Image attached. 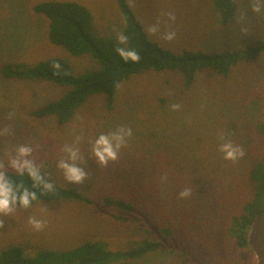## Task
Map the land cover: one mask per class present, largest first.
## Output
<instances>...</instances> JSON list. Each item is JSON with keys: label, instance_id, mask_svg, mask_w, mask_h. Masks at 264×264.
Instances as JSON below:
<instances>
[{"label": "rangeland", "instance_id": "obj_1", "mask_svg": "<svg viewBox=\"0 0 264 264\" xmlns=\"http://www.w3.org/2000/svg\"><path fill=\"white\" fill-rule=\"evenodd\" d=\"M40 1L0 0V131L10 128V134L0 135V161L7 165L9 153L29 145L30 158L53 181L96 201L106 195L122 198L135 205V212L123 221L113 217L117 209L100 214L75 200L38 202L0 217V249L20 245L36 253L43 247L101 240L120 252L149 239L162 241L166 249L113 264H255L252 249L239 247L228 228L242 212L243 200L251 197V163L264 154V135L257 130L264 123V52L240 61L227 77L199 72L189 88L179 71H142L120 85L112 111L105 109L102 95H94L61 126L55 117L38 118L32 111L61 96L64 87L5 78L1 72L7 62L31 64L52 56L66 58L75 72L97 67L89 55L73 56L49 41L48 19L33 11ZM72 1L91 10L100 33H121L124 18L116 0ZM252 2L238 0L237 15L225 26L213 0H132L130 7L145 31L161 20L156 35L146 33L164 48L218 52L264 39V13L253 12ZM166 12H173L175 21L162 15ZM169 31L176 33L175 39H162ZM173 104L179 110H172ZM120 126L133 134L119 158L101 168L91 155V143ZM77 136L76 146L87 162L77 166L90 173L81 185L67 181L57 167L66 155L64 145L75 144ZM226 141L240 145L244 157L225 160L219 149ZM185 188L191 195L181 198ZM30 216L46 222L43 230L33 229Z\"/></svg>", "mask_w": 264, "mask_h": 264}, {"label": "trees", "instance_id": "obj_2", "mask_svg": "<svg viewBox=\"0 0 264 264\" xmlns=\"http://www.w3.org/2000/svg\"><path fill=\"white\" fill-rule=\"evenodd\" d=\"M124 18L121 33L128 36L127 47L136 50L139 62H125L116 52L117 34L100 33L94 22L91 10L84 4L72 0H44L33 5V11L48 19V39L51 43L64 48L73 56L89 55L97 67L75 72L70 62L61 56H52L35 63H4L1 72L5 78L24 80H44L64 87L65 92L41 107L32 111L38 118L53 116L58 125H66L94 95H102L105 109L112 111L118 97L120 85L142 71H179L183 84L189 88L197 73L212 71L227 77L242 60H250L264 52V39L239 49H225L218 52L185 49L176 53L164 48L150 39L142 24L132 11L127 0H116ZM219 14L220 23L228 25L237 15L238 0H213ZM61 65L59 74L52 67L53 62ZM264 135V123L257 125ZM45 179L52 182L54 189L42 193V185L32 189V180L27 174L20 176L14 170H7L6 178L35 190L38 199L32 202H52L75 200L94 207L102 214L117 209L114 218L127 221L135 212V205L122 198L106 195L101 201L93 200L82 191L63 186L50 179L44 171ZM251 197L243 200L242 212L234 216L228 233L239 247H251L248 244V228L256 212L264 207V154L256 158L249 172ZM167 234L168 230H165ZM166 247L162 241L146 239L142 244L126 251H113L101 240H87L70 248H39L36 253L20 245H11L0 249V264H113L129 263L133 259L151 251Z\"/></svg>", "mask_w": 264, "mask_h": 264}, {"label": "clouds", "instance_id": "obj_3", "mask_svg": "<svg viewBox=\"0 0 264 264\" xmlns=\"http://www.w3.org/2000/svg\"><path fill=\"white\" fill-rule=\"evenodd\" d=\"M130 6L132 0H129ZM252 11L261 14L264 13V0H253ZM167 16L168 20L175 21L176 17L173 12L162 13ZM244 19V14L241 15V20ZM161 20L158 18L157 22L146 28L150 35H156L160 30ZM167 23V21H165ZM176 33L174 31L165 32L162 39L171 41L175 39ZM118 46L116 52L125 61L139 62L141 57L139 53L127 47L128 36L119 33L117 36ZM52 67L57 70L59 74L61 65L58 62H53ZM172 110H179V104L171 105ZM11 115V114H10ZM10 134V128L5 127L0 131V135ZM132 129L125 126H120L114 131L108 133H101L91 143V155L98 163L99 167H107L110 161H116L119 158L120 150L127 145L128 138L132 136ZM224 140V136H220ZM81 140L80 136L76 137L75 144H65L62 151L66 154L64 158L58 161L57 167L63 170L64 178L69 182H74L76 185L83 184L85 178H90L89 171L78 167V164H86L87 162L80 154V149L76 146ZM224 153V159L230 161H237L244 157L245 152L240 145H234L231 141H226L220 145L219 149ZM33 153V148L29 145L22 144L15 148V154H8L7 165L0 161V217H11L17 208L30 209L32 202L38 199L35 190H31L24 185L23 182L17 183L10 177L6 178L7 168L10 167L18 175L27 176L32 180V189L39 188L42 185V193L50 192L54 189L52 182L45 179L42 173V166L37 164L34 159L30 158ZM163 179H167L164 177ZM191 195V189L185 188L179 193L181 198H187ZM29 223L35 231H41L45 227V221L37 219L35 216L29 217ZM4 220L0 218V228H3Z\"/></svg>", "mask_w": 264, "mask_h": 264}, {"label": "water", "instance_id": "obj_4", "mask_svg": "<svg viewBox=\"0 0 264 264\" xmlns=\"http://www.w3.org/2000/svg\"><path fill=\"white\" fill-rule=\"evenodd\" d=\"M247 241L256 256L255 264H264V207L253 216Z\"/></svg>", "mask_w": 264, "mask_h": 264}]
</instances>
